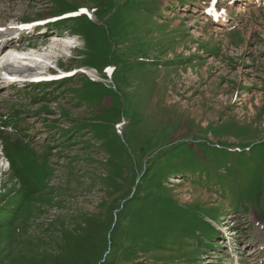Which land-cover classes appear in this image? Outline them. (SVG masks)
Here are the masks:
<instances>
[{
	"label": "rangeland",
	"instance_id": "374dc122",
	"mask_svg": "<svg viewBox=\"0 0 264 264\" xmlns=\"http://www.w3.org/2000/svg\"><path fill=\"white\" fill-rule=\"evenodd\" d=\"M211 4L0 0L4 29L64 17L19 45L79 40L77 75L0 80V264H264V0Z\"/></svg>",
	"mask_w": 264,
	"mask_h": 264
},
{
	"label": "bare ground",
	"instance_id": "6f19581e",
	"mask_svg": "<svg viewBox=\"0 0 264 264\" xmlns=\"http://www.w3.org/2000/svg\"><path fill=\"white\" fill-rule=\"evenodd\" d=\"M242 9H244V7L242 5H238L236 7V12H241V11H243ZM184 11H185V9H184ZM211 11H213L214 13L217 14V18L212 20L213 23H217V25H219V24H227L228 23V21H229V18H228V15H227L228 13H224V12H223V14L218 13L215 8H211ZM191 12H196V9H193ZM49 20L50 21H55L56 20V17H48V18L43 19V20L31 21L30 24H29L30 25L29 31L30 32H34L35 30L40 29L41 28L40 25L42 23H44L45 21H49ZM2 27H3V25L0 24V36H1V38H3L4 37V34H6L9 30L12 29V28L11 29L10 28L9 29L8 28L7 29H3ZM214 28L215 29H218L219 27L214 24ZM68 36H70V34L60 32V33H56L53 37H47L45 39L40 40L39 42L27 43L25 45H19V40H8V38H7L3 42L4 43L3 44V47H8L9 50H12V51L18 53V57L17 58L18 59H21V60H24L26 62V63H23L22 65L17 64V63H19V62H17V60L15 62L16 63L15 65L16 66H20L23 71H27L25 69L26 67L24 68L23 65H31V66L34 67V69H39V70H41V73H45L46 76H47L46 78H49L51 80H59V79H62V78L68 77V76H75V75L78 74V72H73V73L62 72V74H59V73L56 74L55 72H51L49 69H47L44 64L50 63L49 60L51 58H65L66 57L65 55L70 50H73L72 47L74 46L73 45L74 43L77 44L76 47L79 45V43H78L79 40L76 38V36H73V38L68 37ZM26 46H28V47L45 46V50L44 51L43 50H41L40 52H37L36 51V54L33 55V57H35L36 59H38L39 61H41V63L36 62L37 60H35V59L34 60H32V59H26V58L24 59V58L21 57V56H24V54H21L18 51L20 49H22V47H26ZM31 53L33 54V51ZM69 60H71V59H69ZM7 66H11V64L8 65V63H7L6 67ZM17 71H20V70H17ZM81 72L84 75H88V74L91 75V73H90L89 70H82ZM37 75H39V74H35L36 77H37ZM14 79L15 78H12L11 77L10 79H7L8 82H5V83L7 85H10V82H12ZM20 83L21 82H19V84ZM11 84H14V83H11ZM23 86H26V85H23ZM0 153H1V150H0ZM4 165L6 167H8L7 160L5 161ZM187 198L188 197H186V199ZM230 218H232V217L229 216V215L226 217V219H230ZM35 220L37 221V219H35ZM34 229H36V228H34ZM72 229H74V227H72ZM40 231H42L41 228H40ZM263 247H264V245H263Z\"/></svg>",
	"mask_w": 264,
	"mask_h": 264
},
{
	"label": "snow or ice",
	"instance_id": "6c2138e0",
	"mask_svg": "<svg viewBox=\"0 0 264 264\" xmlns=\"http://www.w3.org/2000/svg\"><path fill=\"white\" fill-rule=\"evenodd\" d=\"M212 2H213V3H215V2H216V0H212Z\"/></svg>",
	"mask_w": 264,
	"mask_h": 264
},
{
	"label": "trees",
	"instance_id": "16d2710c",
	"mask_svg": "<svg viewBox=\"0 0 264 264\" xmlns=\"http://www.w3.org/2000/svg\"><path fill=\"white\" fill-rule=\"evenodd\" d=\"M24 212H25V210H24Z\"/></svg>",
	"mask_w": 264,
	"mask_h": 264
}]
</instances>
